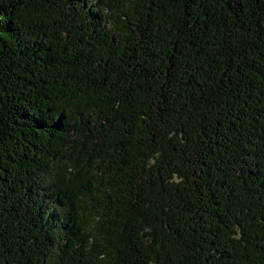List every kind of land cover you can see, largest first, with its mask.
Here are the masks:
<instances>
[{"label":"trees","instance_id":"1","mask_svg":"<svg viewBox=\"0 0 264 264\" xmlns=\"http://www.w3.org/2000/svg\"><path fill=\"white\" fill-rule=\"evenodd\" d=\"M0 264H264V0H0Z\"/></svg>","mask_w":264,"mask_h":264}]
</instances>
